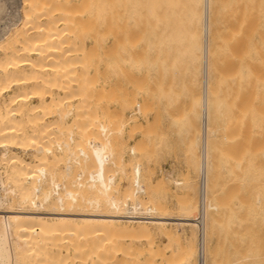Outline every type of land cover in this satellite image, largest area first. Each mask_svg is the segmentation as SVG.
Returning a JSON list of instances; mask_svg holds the SVG:
<instances>
[{
  "label": "bare ground",
  "instance_id": "6f19581e",
  "mask_svg": "<svg viewBox=\"0 0 264 264\" xmlns=\"http://www.w3.org/2000/svg\"><path fill=\"white\" fill-rule=\"evenodd\" d=\"M2 4L3 2L0 0V11L3 8ZM213 4L214 1L212 2V0H21L19 9L24 13V16L17 20L18 23L15 22L17 24L13 29H9L11 28L9 27L8 30H4L6 26H2V30H0V160L8 168L7 184L2 187L4 192L1 190L3 192L1 193L0 191V264H90L91 252H87L92 248L86 245L85 241L89 238H94L97 241L98 238L101 239L102 237L108 240L106 243H108L107 250L109 252L103 250L108 257L105 259H110L112 255L110 250L112 251L114 247L112 242L120 234L129 238L126 244L130 242L128 246H124L125 249L122 247L124 251L122 248V251L117 248L118 251L124 252L122 257L124 264H162L160 259L158 263L160 253L157 243L154 245L153 241L154 236L158 233L165 234L169 240L184 238L178 251L174 253V256L165 260L167 262L164 264H209L211 250L207 249L208 243L206 245L208 233H206V205L203 207L204 220L201 228L193 220L194 217L190 213V210H195L197 204L188 199L183 205V212L177 215L159 212L162 206L155 199H149L146 202L147 205L144 206L138 199L139 194L145 193L141 184L139 165L134 167L133 189H127L126 185L127 191L125 192L123 187L124 192L122 191L123 194H121V177H127L123 155L126 147L122 146V138L127 131L125 128L128 122L127 119H120L122 113H118L116 123L114 126L112 125L113 130L108 122L106 124L97 121L98 133L90 135L88 128L92 126L97 116V107L93 106V104H97L93 103L95 101H93L95 94L93 82L95 81L92 79L94 77L92 73L89 75L85 70L82 71L83 73L80 71L86 67L82 66V60L86 57V53L83 51L84 43L82 44L84 41L82 40L87 38L82 39L85 36L83 32H90L89 36L92 35L93 37L99 34L97 32L102 26V31H104H99V37L95 36L99 39L98 43H101L106 36L111 35L112 37L117 33V31L114 33L113 30L114 35L110 32L105 35L104 33L107 31L104 28H113L118 32L125 30L126 32L128 20L131 17L132 21L129 24H134V26L131 25L132 27H136L135 25L140 27L142 24V29L149 27L151 16H155L153 19L161 17L162 20L164 18L163 22H159L164 23L165 27L162 24L161 26L165 30L168 22H172L174 16L177 19L180 18L179 16L185 15L189 28L187 39L188 43L192 45L190 59L194 60L197 66H201L200 71H195V74H200L202 78V97L200 96L199 105L202 112L200 120L202 125L201 159L198 166L199 174L204 176L207 204L208 173L209 169L210 171L212 169L209 167L208 137L213 134L215 137V133L211 132L208 127L210 101V93L208 94L210 87L208 88V86H210L209 78L212 76L210 73V64H212L210 61V59L212 60V56L210 57V34L211 27L213 28L211 24V13H213L211 7ZM148 12L150 15L152 14L150 19L147 18ZM154 12L156 13L154 14ZM140 14L149 19L148 24L142 23L145 21L140 19ZM168 16L169 18L172 16V19L168 20ZM133 17L139 19H133ZM182 17L181 19L184 21ZM137 20L142 21L140 25ZM154 21L156 23L152 21L153 23L150 25H159L160 29L158 26L155 29L158 28L162 32L163 29L157 23L158 21ZM171 22L170 24L173 25L174 23ZM172 25H170L171 28ZM176 25L173 27H176L175 33L177 35L173 33L174 36L172 39L170 38L169 42L173 40V43L178 44L174 39L181 34L179 30L181 26ZM180 25H182L181 21ZM129 30L131 29L129 28ZM157 31V36H159L160 33ZM173 31L172 29L171 32ZM74 32H80L78 33L81 35L80 37L76 33L72 36L75 39L78 37L82 39L81 43H78V45L82 44V47L79 45L74 48L73 44H70L68 37ZM121 32L119 34H122ZM131 32L133 33V28ZM131 32L130 35H132ZM140 32L142 35V30ZM149 33L150 30L146 31L145 35H149ZM126 34L129 33L126 32ZM126 34L124 33V37L119 35L124 39V42L118 37V34L114 39L112 37V40L116 42L114 41L115 38H119L118 43H121L123 48H126L125 45H127L129 49L132 47L128 45L130 43L135 44L136 41L131 38L132 40L130 39L131 41L129 40L128 43L127 38L131 36ZM173 34L171 33V36ZM75 35L78 36L75 37ZM145 35L146 38L148 35ZM164 35L166 34L164 33ZM101 36H105V38L102 39ZM140 37H137V41ZM144 37L141 38V45L146 43ZM96 38L92 39L95 40ZM156 38L158 39V37ZM157 39L154 46L157 44ZM153 40L155 41L154 38ZM160 42L161 40L158 41L159 45L163 44ZM122 43L126 44L122 45ZM115 44L113 45L115 48L120 46L119 44L115 46ZM93 45L92 48L94 49ZM159 45L156 46L159 47ZM163 45L161 46L163 47ZM80 47L81 50L83 49L82 52L78 49ZM135 47L133 49H136ZM89 49L92 50L91 52L95 50L89 47L86 49V52L89 51V56L85 60L87 62L89 59L88 63L93 56ZM168 49L169 46L167 45L166 50ZM119 50L120 48L117 51ZM78 62L83 68H79L77 75L75 63ZM40 66L42 67L40 68ZM119 69L120 73L122 68ZM123 70L125 72V68ZM41 73L44 76H41ZM38 77L42 78L41 84L37 82ZM52 85H56L61 93L55 94L52 91L54 89L51 87ZM46 86H50L49 92L46 88L43 89ZM75 86L77 89H74ZM40 89L45 91V94ZM12 90L14 93L9 95L7 100L3 98L6 93ZM200 98L197 99L200 100ZM32 99H35L36 102H31ZM196 103L199 102L196 100ZM196 103H192V105L194 104L192 108H194L191 111L198 108L195 107ZM97 106L100 105L97 104ZM121 110H123V106ZM134 111L136 115L142 113L139 103L135 104ZM46 115L55 117V120L49 123L47 121L44 124V116ZM114 118L113 120H115ZM81 126L82 131L79 129ZM76 130L81 132L83 136V143L81 141L82 144L80 143L81 145L78 146L77 150L73 148V145L78 141L80 142L82 137L78 134L81 138L75 140ZM18 151L28 154L26 155L28 158L23 157V154L20 155ZM61 162L65 164L63 168L58 167ZM185 181H176V183L183 185ZM197 210H199V203ZM170 225L180 226L170 227ZM194 226L197 227V247L195 245L197 236L195 237ZM64 227L67 229L68 236L75 235L77 239H80L77 241L78 243L85 240L84 242L81 241L83 245H80L81 243L73 245L70 242L72 248H67V253L65 251L52 253V251V255H49L48 250L51 249L46 247V243L50 241L48 238L56 236V231H61ZM187 227L191 230L189 232L191 233L190 237L187 236L189 233L187 235L185 233ZM79 235L87 239L80 238ZM120 236L118 237L121 238ZM92 239L87 242L96 245L97 243L92 242L95 241ZM142 240L146 241L147 246L142 248L141 245V248H137L136 242ZM102 243L104 244V242ZM78 246H83V249H86L83 250ZM74 248L77 251L71 250ZM99 248L94 247L97 251ZM196 248L197 260L195 259ZM82 250H86V252H82ZM103 251H99V256H105ZM82 253L86 257L85 261L81 260ZM94 254L98 253L95 251ZM96 256L98 257V255ZM87 258H90L89 263L86 261ZM101 259L102 261L105 260ZM97 260L91 261V264H99ZM110 261L107 260V264H114V261L111 263Z\"/></svg>",
  "mask_w": 264,
  "mask_h": 264
},
{
  "label": "rangeland",
  "instance_id": "374dc122",
  "mask_svg": "<svg viewBox=\"0 0 264 264\" xmlns=\"http://www.w3.org/2000/svg\"><path fill=\"white\" fill-rule=\"evenodd\" d=\"M213 1L214 4L211 7L213 10L211 11L213 12L211 13V24L213 28L211 27L212 31L210 34V57L212 56V60L210 59L212 61V64H210V73H212V76L209 78L210 86H208V88L210 87V91L208 90V94L210 93L208 127L211 132L215 133V137L214 134L208 137L210 154L209 167H212L211 171L209 169L210 175L208 173L209 182L207 184L208 195L206 204V233L208 232L206 236V245L208 243V248L207 246L206 248L211 250V253H208L210 255L209 264H264V0H239V8L241 5H245V3L248 6L247 14L242 17L239 16V18L236 15V0ZM2 2L4 5L2 4L3 8L0 11V30H2V26H6L4 30H8L9 27H11L9 29H13L18 23L17 20L21 16H24V13L19 9L21 0H2ZM148 14L147 18L152 15H150V12ZM154 17L151 16V19ZM174 17L173 19L171 18L174 23L173 25L177 24L176 26H178L179 24L181 26V28L179 27L181 34L177 31L179 34L177 37L175 33L176 27L174 28L170 24L171 21L168 23L172 25V28L166 23L168 26L164 30V23L159 22L164 18L162 20L160 19L161 17H158L159 19H153L152 21H158L157 23L160 26L162 24L163 27L161 26V29L163 30L160 32L159 25H150L153 23L150 18L151 23L148 24L149 19L142 17L141 14L140 19L142 18V21H147L146 23L141 22L144 25H149L148 28L142 29L141 22L137 20V22H140L138 24H141L140 27L143 36L138 25L132 27L134 24H131L132 26L129 24L132 21V17L128 20V26L130 25L129 28L131 30L133 28V33L129 30L128 26L126 32L129 34H126L125 30L122 32L119 31L123 35L119 34L118 30L113 28H104L107 31L104 33L105 35L107 33L109 34V32L111 34L117 31L115 35L114 33L112 34L114 35L112 36L113 39L117 34L118 37H120L119 35L124 37V33L131 36H128L129 38L126 37L128 39L127 42L132 38L136 43H130L132 46L130 44L128 45L132 47L129 48L132 49L130 51L127 45H125L126 48H123L124 46L122 47L120 45L121 43H118L119 38L116 37L117 39L115 38L114 40L116 42H113L111 35L106 36V38L105 36L102 37V35L101 37L102 39L105 38V41H101L102 45L98 43L99 39L96 37L100 36L102 26L100 28L101 30L99 29L97 32L99 34L95 35L96 37L89 36L90 32H83L85 36L82 39L87 38L82 40L79 38L81 35L78 33L80 32H74L70 34L68 37L70 40H68L70 44H73L74 48H77L79 45L81 46L83 43L84 46L86 44L85 47L82 45L84 49L82 50L86 53L87 58L89 51L86 52V49L88 47L93 49L92 43H95L93 45L95 50L93 49L94 51L91 52L92 50L89 49L93 55H90L92 56V60L90 59L89 61L90 63H88L89 59L87 62L85 61L87 59L86 57L82 60V66H86L85 68L80 65L81 63H75L77 65L75 68L77 75L80 70L79 68L82 67L83 70L81 69L80 73H83L82 71L85 70L86 73L89 75L92 73L94 76H91L95 81H92L95 86L93 101L95 100L97 102L94 101L93 103H97L100 106L93 104V106L97 107V116L92 126L89 127L90 129L88 128L90 135L92 133L93 135L94 133L95 135L98 133V126L96 125L98 122L109 123L108 125L113 130V126L117 120L116 118L119 116H117L118 113H122L119 117L120 119H127L128 124L125 128L127 131H125L126 135L124 133V137L122 138V146L124 148L126 147L123 155L126 164V176L128 178H125V176L121 177V194L124 191L126 192L127 189H133L132 179L134 167L139 165L141 168V184L145 193L139 194L138 199L144 206L147 205L146 202L149 199H155L162 206L159 212L177 215L183 212V205L188 199L197 204V207L193 210L194 212L190 210L192 217H195L198 212L200 177L198 165L201 159L200 137L202 133L200 121L202 112L199 106L201 101L200 96L202 95V78L200 74L196 75L195 71H200L201 66H197L194 60L190 59L192 45L188 43L187 39L189 28L185 15L183 17L179 16L180 18L177 19ZM181 17L184 18V21H182ZM135 18L137 19L138 17ZM135 18L133 17V19ZM170 18L168 20H171ZM180 21L182 25H180ZM134 23L136 24V22ZM157 26L159 28H157L160 33L159 36L156 33L157 29H155ZM147 29L150 30V33H153L154 30L156 31L153 33L154 35L150 33L149 35H145V32L148 31ZM172 29L174 30L173 32H171ZM184 32H186L184 34L186 36L183 35ZM75 33L79 35V39L73 37ZM171 33L176 34L174 40L178 44L173 43V40L169 42L174 36V34L171 36ZM78 35H75V37ZM139 35L142 37L148 35V38H143L146 39L147 44L144 40V44L141 45L140 41H142V37ZM169 35L171 37H168ZM154 36L158 37V39ZM183 36L185 39H183ZM137 37H140L141 40L139 39L137 41ZM92 38H96L95 40L97 41L95 42ZM120 39L124 42L122 37ZM156 39L157 44L155 46H158V41L161 40L163 44L165 43L163 45L160 42L164 49H162L163 47L161 45L159 47L154 46ZM81 40L84 42L78 45L79 42L81 43ZM148 41L151 43L149 44ZM114 43L120 46H116L115 44V48L113 47ZM124 44L122 43V45ZM167 45L169 46L168 50H166ZM81 47L78 48L80 52H82ZM118 47L120 48L119 51H117L119 49ZM133 47L136 49H133ZM124 51L127 53H124ZM94 56L96 57L94 58ZM80 57L83 58L81 55ZM132 62H135V64H132ZM118 68H122L120 73ZM124 68L125 72L123 70ZM41 76H44L43 73H41ZM41 79L38 77L37 82L40 83ZM49 87L42 88H46L49 92ZM51 87L54 88L52 91L55 94L61 93L56 85H52ZM14 91L18 92L19 90ZM42 92L45 94V91ZM13 93L12 90L6 93L4 95L6 97L3 96V98L7 100L8 96ZM116 95L118 96L116 97ZM197 98H200V100ZM196 100L199 102L198 104ZM31 102H36V100L32 99ZM193 102L196 103L195 107H198V110L194 109L195 111H191L194 108H192L194 105H192ZM136 103L140 104L142 111V113L137 115L134 113ZM122 106L123 110H121ZM130 116L132 117L130 118ZM44 117V124L47 121L49 123L55 120L53 116L46 115ZM128 117L133 121H130ZM79 129L82 131V126ZM78 134L82 139H80L81 137ZM75 138L76 141L80 139V142L78 141L73 145V148L77 150L78 146L83 143L82 133L76 130ZM18 152L20 155L23 154V157L28 158L26 156L28 154L25 152ZM5 165L0 160V191L2 190L3 192L4 189L2 187L7 184L6 174L8 168ZM64 166L65 164L63 162L58 164L59 168H63ZM183 180H186L184 182L185 185H178L176 183V181L182 182ZM125 186L127 189H125ZM2 191L1 193H3ZM174 226L180 225H170V227ZM195 226L194 231L196 232V237L197 227ZM189 230L188 227L185 229L186 235L191 232ZM56 232V236L51 234L53 236L52 238L50 236L51 239L48 238L49 236L47 237L48 241H51L46 243V247L48 246L47 249H51L48 250L49 255H52L54 252L63 253L65 251L67 253V248H72L70 242L73 245L79 243L83 245L82 242L85 241L81 240L82 242L79 241L78 243L77 241L80 239H77L75 235L68 236L65 227L61 231L57 230ZM110 233L112 234V231ZM158 234L154 236L153 241L154 245L157 243L160 253L158 263L161 260V263L164 264L167 262L165 260L174 256V253L178 251L184 238L180 237V240H169L165 234ZM190 234L187 236L190 237ZM120 235H117L115 239L112 236L114 239L112 244L116 248L112 246L114 249L112 248V251L110 250L112 254L110 257L111 261L110 259H105L107 253L104 251H108L107 239L100 236L103 239L98 238L101 240L100 244H98L100 240L97 238V241L94 238L95 241H92V238L86 240L85 244L92 248L89 251L87 249V253L91 252L90 255L92 258L90 264L91 261L94 262L98 258H100V261L97 260L99 264L102 261L101 258L103 260L105 259L102 261L103 264H107V260L110 263L114 261V264H124V259L122 258L124 252H120L118 249L122 251L123 248L125 249L124 246H128L130 242L126 244L129 238L124 234ZM79 236L83 238L81 235ZM105 237L107 238V236ZM84 238L87 239L86 237ZM90 239L97 244L93 245V243L87 242ZM197 240L198 236L195 239L196 247L198 245ZM97 245L101 247L99 248ZM141 245L142 248L146 247V241L136 242L135 246L141 248ZM94 247L96 249L99 248V251L105 249L103 251L105 256H99L100 252L94 249ZM75 248L71 250L81 251ZM80 248L83 249V246ZM83 250L82 252H86V250ZM95 251L98 254H94ZM115 253L116 255H114ZM120 253L122 254L120 255ZM96 257L97 259H95ZM85 258L83 256L81 260L85 261ZM89 259H86L88 263Z\"/></svg>",
  "mask_w": 264,
  "mask_h": 264
},
{
  "label": "built area",
  "instance_id": "2783aa9c",
  "mask_svg": "<svg viewBox=\"0 0 264 264\" xmlns=\"http://www.w3.org/2000/svg\"><path fill=\"white\" fill-rule=\"evenodd\" d=\"M198 203H199V210L196 216L193 218V220L201 228L204 220L203 207L204 205H206V192H205L203 174L200 175V179H199Z\"/></svg>",
  "mask_w": 264,
  "mask_h": 264
},
{
  "label": "crops",
  "instance_id": "0c3cea01",
  "mask_svg": "<svg viewBox=\"0 0 264 264\" xmlns=\"http://www.w3.org/2000/svg\"><path fill=\"white\" fill-rule=\"evenodd\" d=\"M239 0H236V15L240 17L244 16L245 14H247V11H248V6H247V3H245V5H241L240 8H239ZM239 11H240V14H239ZM247 82V81H246Z\"/></svg>",
  "mask_w": 264,
  "mask_h": 264
}]
</instances>
